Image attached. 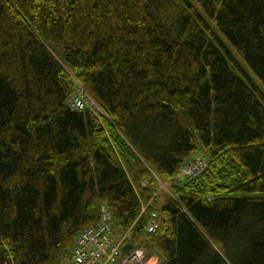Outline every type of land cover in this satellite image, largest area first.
<instances>
[{"label":"trees","instance_id":"trees-1","mask_svg":"<svg viewBox=\"0 0 264 264\" xmlns=\"http://www.w3.org/2000/svg\"><path fill=\"white\" fill-rule=\"evenodd\" d=\"M104 205L118 262L264 264V0H0V264H71Z\"/></svg>","mask_w":264,"mask_h":264},{"label":"built area","instance_id":"built-area-1","mask_svg":"<svg viewBox=\"0 0 264 264\" xmlns=\"http://www.w3.org/2000/svg\"><path fill=\"white\" fill-rule=\"evenodd\" d=\"M72 106L76 110L90 108L92 111L95 109V104L83 89L73 99ZM205 167L206 162L204 159L195 157L180 166V174L186 178L194 179L204 171ZM156 197L157 194L155 192L153 198ZM157 229L158 215L156 212H153L148 219L146 232L152 234ZM126 236L120 241L114 238L112 217L106 206H102L97 226L87 227L78 235L71 264H139L143 258V252L141 250L134 251L123 261L118 262L121 243Z\"/></svg>","mask_w":264,"mask_h":264},{"label":"rangeland","instance_id":"rangeland-1","mask_svg":"<svg viewBox=\"0 0 264 264\" xmlns=\"http://www.w3.org/2000/svg\"><path fill=\"white\" fill-rule=\"evenodd\" d=\"M199 9V8H198ZM205 16V15H204ZM206 17V16H205ZM207 18V17H206ZM208 21H209V19H208ZM227 42V41H226ZM227 44L229 45V47H230V50H232V53L234 54V56L236 57V59L241 63H244L245 64V62H244V60H243V57H242V55L239 53V52H237L228 42H227ZM95 109H93L92 111H93V113L96 115V116H98L99 118H101V117H103V114L100 112V110H99V108L98 107H96V105H95V107H94ZM102 114V115H101ZM157 201H159L158 199H156ZM143 252V251H142ZM150 258H148V259H145L144 260V254H143V258H142V260H141V262L139 263V264H144V263H146V261H148ZM157 264V263H156Z\"/></svg>","mask_w":264,"mask_h":264},{"label":"crops","instance_id":"crops-1","mask_svg":"<svg viewBox=\"0 0 264 264\" xmlns=\"http://www.w3.org/2000/svg\"><path fill=\"white\" fill-rule=\"evenodd\" d=\"M158 260L155 257H151L146 263L144 264H156ZM143 264V263H142Z\"/></svg>","mask_w":264,"mask_h":264},{"label":"water","instance_id":"water-1","mask_svg":"<svg viewBox=\"0 0 264 264\" xmlns=\"http://www.w3.org/2000/svg\"><path fill=\"white\" fill-rule=\"evenodd\" d=\"M128 250H129V248H128V247H125V248H123V250H122L123 254L127 253V252H128Z\"/></svg>","mask_w":264,"mask_h":264},{"label":"bare ground","instance_id":"bare-ground-1","mask_svg":"<svg viewBox=\"0 0 264 264\" xmlns=\"http://www.w3.org/2000/svg\"><path fill=\"white\" fill-rule=\"evenodd\" d=\"M91 99V98H90ZM162 186H163V184H162Z\"/></svg>","mask_w":264,"mask_h":264}]
</instances>
